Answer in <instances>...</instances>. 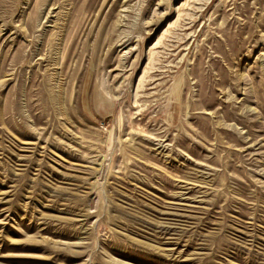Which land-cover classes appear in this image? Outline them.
I'll return each instance as SVG.
<instances>
[{"label":"rangeland","instance_id":"1","mask_svg":"<svg viewBox=\"0 0 264 264\" xmlns=\"http://www.w3.org/2000/svg\"><path fill=\"white\" fill-rule=\"evenodd\" d=\"M0 264H264V0H0Z\"/></svg>","mask_w":264,"mask_h":264}]
</instances>
